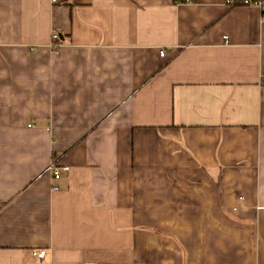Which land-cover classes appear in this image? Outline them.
<instances>
[{
  "label": "crops",
  "instance_id": "crops-1",
  "mask_svg": "<svg viewBox=\"0 0 264 264\" xmlns=\"http://www.w3.org/2000/svg\"><path fill=\"white\" fill-rule=\"evenodd\" d=\"M183 1L0 0V264H264V20Z\"/></svg>",
  "mask_w": 264,
  "mask_h": 264
},
{
  "label": "built area",
  "instance_id": "built-area-1",
  "mask_svg": "<svg viewBox=\"0 0 264 264\" xmlns=\"http://www.w3.org/2000/svg\"><path fill=\"white\" fill-rule=\"evenodd\" d=\"M61 0H52L53 3H58ZM183 2H190V0H184ZM226 3L229 6H237V5H244L250 7H256L260 10L262 18L264 20V0H226ZM227 38V37H226ZM52 44L53 48L59 46V34L53 33L52 35ZM165 51H161V55H164ZM48 172L50 173L51 177L54 180H60L64 174L69 173L71 171V167L66 164H62L57 160H53L47 168ZM54 189L58 190L59 186L55 185ZM39 258H45L47 256L46 250H40L34 253ZM86 264H97L96 262H88Z\"/></svg>",
  "mask_w": 264,
  "mask_h": 264
}]
</instances>
